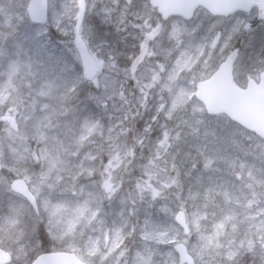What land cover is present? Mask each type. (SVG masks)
I'll use <instances>...</instances> for the list:
<instances>
[{
	"label": "snow or ice",
	"instance_id": "1",
	"mask_svg": "<svg viewBox=\"0 0 264 264\" xmlns=\"http://www.w3.org/2000/svg\"><path fill=\"white\" fill-rule=\"evenodd\" d=\"M0 264H264V0H0Z\"/></svg>",
	"mask_w": 264,
	"mask_h": 264
}]
</instances>
